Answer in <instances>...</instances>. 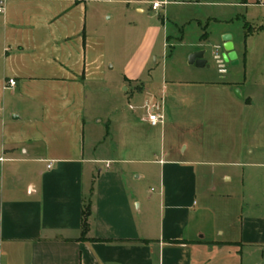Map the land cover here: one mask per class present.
I'll return each mask as SVG.
<instances>
[{
    "label": "crops",
    "instance_id": "obj_1",
    "mask_svg": "<svg viewBox=\"0 0 264 264\" xmlns=\"http://www.w3.org/2000/svg\"><path fill=\"white\" fill-rule=\"evenodd\" d=\"M104 1L138 13L150 7L160 21L167 5L187 3L0 0V264H200L197 253L217 247L252 250L254 262L264 264L263 208L244 214L236 233L228 228L225 242L198 237L192 214L203 162L166 147L151 161L87 154L89 93L107 75ZM156 2L163 3L159 11L152 10ZM157 99L152 113L161 110ZM144 165L160 172L155 198L143 186L150 181ZM85 205L91 216L83 234Z\"/></svg>",
    "mask_w": 264,
    "mask_h": 264
},
{
    "label": "rangeland",
    "instance_id": "obj_2",
    "mask_svg": "<svg viewBox=\"0 0 264 264\" xmlns=\"http://www.w3.org/2000/svg\"><path fill=\"white\" fill-rule=\"evenodd\" d=\"M179 1L187 3L162 10L165 23L150 7L138 13L135 6L101 4L107 75L89 93L86 151L100 159L151 161L166 147L203 162L192 222L204 241L225 242L228 228L236 233L244 214L264 209V166L238 165H264V5ZM225 35L239 64L225 62L222 75L213 53H224ZM199 52H205L204 68L190 64ZM145 84L148 91L142 92ZM155 97L158 103L164 98L165 106L155 112L163 111L164 121L153 127L148 118ZM143 168L150 178L143 186L155 198L153 179L160 172ZM252 255L239 247L204 248L196 260L256 264Z\"/></svg>",
    "mask_w": 264,
    "mask_h": 264
},
{
    "label": "built area",
    "instance_id": "obj_3",
    "mask_svg": "<svg viewBox=\"0 0 264 264\" xmlns=\"http://www.w3.org/2000/svg\"><path fill=\"white\" fill-rule=\"evenodd\" d=\"M162 7H163V3L156 2V3H154L152 5V10L153 11H159L160 9H162ZM3 11H4V8L0 4V13H2ZM213 54H214V59L217 62L220 74L225 75L227 73V70L225 68V61H224V58H223L224 54L220 55L218 48L215 50V52ZM9 85L11 87H15L16 86V82L14 80H10L9 81ZM164 106H165V102H164V100H162V102L159 105V107L163 111H164ZM163 111L161 113H158V114L155 113L156 111L154 113L150 114L149 122L151 123V125L157 126L159 123L164 121ZM107 167H109V164H107ZM49 168H50V166H49Z\"/></svg>",
    "mask_w": 264,
    "mask_h": 264
},
{
    "label": "water",
    "instance_id": "obj_4",
    "mask_svg": "<svg viewBox=\"0 0 264 264\" xmlns=\"http://www.w3.org/2000/svg\"><path fill=\"white\" fill-rule=\"evenodd\" d=\"M231 36L229 35H225L224 36V45H223V49H224V61L226 63H230L233 66L238 65L239 61H238V57L237 54L234 51V45L231 41ZM190 64L194 65L196 64L198 67L200 68H204L207 66V61L205 60V52H199V53H195L190 57ZM237 96L240 98L241 94L239 93V91H236Z\"/></svg>",
    "mask_w": 264,
    "mask_h": 264
},
{
    "label": "trees",
    "instance_id": "obj_5",
    "mask_svg": "<svg viewBox=\"0 0 264 264\" xmlns=\"http://www.w3.org/2000/svg\"><path fill=\"white\" fill-rule=\"evenodd\" d=\"M242 4L243 5H248L249 4V0H242ZM255 4H260L258 1H256ZM161 21L162 23H164L165 19L164 17H161ZM91 216V211H90V206L89 205H85L83 208V212H82V231L83 234H86V232L89 229V219Z\"/></svg>",
    "mask_w": 264,
    "mask_h": 264
}]
</instances>
